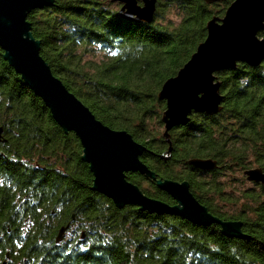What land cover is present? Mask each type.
I'll return each instance as SVG.
<instances>
[{"label": "trees", "instance_id": "obj_1", "mask_svg": "<svg viewBox=\"0 0 264 264\" xmlns=\"http://www.w3.org/2000/svg\"><path fill=\"white\" fill-rule=\"evenodd\" d=\"M233 1L158 0L148 24L123 18L110 0H54L28 20L53 73L97 119L143 144L141 159L157 178L188 181L212 214L242 221L246 237L134 205L120 209L93 190L79 137L57 124L0 47V264H264V185L244 174L264 171V59L219 72L221 111L193 113L169 140L158 97L206 39L207 22ZM171 13L178 23L166 19ZM97 51L102 60L86 59ZM194 158L217 167L191 165ZM238 172L250 187L233 189ZM127 177L148 196L176 203L156 180Z\"/></svg>", "mask_w": 264, "mask_h": 264}, {"label": "water", "instance_id": "obj_2", "mask_svg": "<svg viewBox=\"0 0 264 264\" xmlns=\"http://www.w3.org/2000/svg\"><path fill=\"white\" fill-rule=\"evenodd\" d=\"M121 5L119 14L130 21L152 23L158 0H110ZM207 4L226 0H204ZM54 5V0H0V47L3 58L34 93L43 99L54 120L65 132L80 139L82 159L94 175L93 190L110 198L117 208L134 205L159 215L182 216L198 226L218 224L227 237L245 238L243 222L223 220L202 204L192 193L188 181L159 179L141 157L146 147L125 130H114L97 119L91 109L71 92L52 71L41 55V41L32 33L29 14ZM207 37L201 42L177 75L167 79L158 94L165 100L162 115L164 137L186 125L193 113L214 115L224 100L218 73L235 69L244 62L252 67L264 59V0H234L223 17L214 16L206 25ZM3 128L0 127V140ZM191 165L215 169L216 161L194 158ZM128 172H139L169 194L175 204L145 194L131 182ZM250 182L264 185V171L251 168L244 172ZM66 228L57 237L59 244Z\"/></svg>", "mask_w": 264, "mask_h": 264}, {"label": "rangeland", "instance_id": "obj_3", "mask_svg": "<svg viewBox=\"0 0 264 264\" xmlns=\"http://www.w3.org/2000/svg\"><path fill=\"white\" fill-rule=\"evenodd\" d=\"M113 4V7H115L116 9H118V11L120 10V7L121 5L119 3H112ZM167 20L171 19L172 21L178 23V21L180 20V17L179 15H177L176 13H171V14H168L167 15ZM103 53L102 52H93L91 53L90 56H87L86 59L88 60H93V61H99V60H102L103 58ZM164 130V128H162V131ZM234 177L237 179H233L230 183L231 186L234 187L235 186H239L240 188H243L244 186L247 188V187H250L251 186V183L248 182L246 184H242L241 180L239 178H241V174L238 172L236 174H234ZM233 189H236L235 187ZM239 209L238 208H235L233 209L232 211L235 213L237 212Z\"/></svg>", "mask_w": 264, "mask_h": 264}, {"label": "clouds", "instance_id": "obj_4", "mask_svg": "<svg viewBox=\"0 0 264 264\" xmlns=\"http://www.w3.org/2000/svg\"><path fill=\"white\" fill-rule=\"evenodd\" d=\"M243 83H246V82H242V84H243Z\"/></svg>", "mask_w": 264, "mask_h": 264}]
</instances>
